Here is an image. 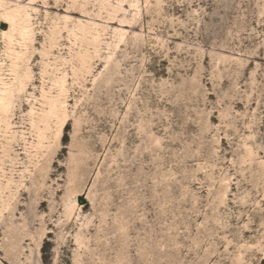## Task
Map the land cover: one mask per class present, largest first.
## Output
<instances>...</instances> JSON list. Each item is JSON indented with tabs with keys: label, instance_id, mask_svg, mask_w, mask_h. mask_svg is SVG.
<instances>
[{
	"label": "rangeland",
	"instance_id": "1",
	"mask_svg": "<svg viewBox=\"0 0 264 264\" xmlns=\"http://www.w3.org/2000/svg\"><path fill=\"white\" fill-rule=\"evenodd\" d=\"M0 264H264V0H0Z\"/></svg>",
	"mask_w": 264,
	"mask_h": 264
}]
</instances>
